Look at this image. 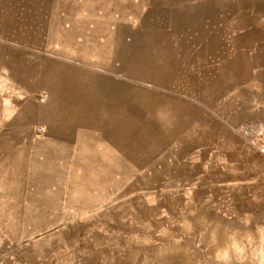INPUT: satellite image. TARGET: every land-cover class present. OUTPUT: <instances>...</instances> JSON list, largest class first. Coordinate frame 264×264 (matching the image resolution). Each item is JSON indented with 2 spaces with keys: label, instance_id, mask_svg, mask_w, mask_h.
Segmentation results:
<instances>
[{
  "label": "crops",
  "instance_id": "1",
  "mask_svg": "<svg viewBox=\"0 0 264 264\" xmlns=\"http://www.w3.org/2000/svg\"><path fill=\"white\" fill-rule=\"evenodd\" d=\"M262 77L264 0H0L1 230L50 264H215L180 237L226 222Z\"/></svg>",
  "mask_w": 264,
  "mask_h": 264
},
{
  "label": "rangeland",
  "instance_id": "2",
  "mask_svg": "<svg viewBox=\"0 0 264 264\" xmlns=\"http://www.w3.org/2000/svg\"><path fill=\"white\" fill-rule=\"evenodd\" d=\"M7 9V8H5ZM26 7H20L17 12L12 15L18 16L19 23L23 25L28 22V12ZM14 10V7L13 9ZM6 12V11H5ZM4 14V13H3ZM2 14V15H3ZM8 13H5V18ZM258 97L259 109L257 112V119L261 121V124H243L242 126L229 124L227 126L228 131L236 132L239 136L244 137L243 144L249 148H254L253 151L244 147L243 160L246 163L244 168V176H238L237 184L239 186L237 192L233 189H228L226 196L223 198V205L219 207V211L227 218L226 222H222V225L218 230L219 242L222 244L225 239L226 228H240L242 230L244 226L242 221L237 218L241 216L244 219L251 217L253 226L255 223H264V78H261L259 92L255 98ZM256 101V100H255ZM257 101V102H258ZM231 113L228 114L230 116ZM239 140V138H238ZM231 137H228V143H231ZM257 148V149H255ZM233 184V183H232ZM241 213V214H240ZM190 218L188 213L185 214ZM192 216V215H191ZM237 219V220H236ZM240 220V221H239ZM189 221V220H188ZM13 223V222H12ZM21 224L23 222H20ZM26 223V222H25ZM38 223V222H36ZM195 230H199L200 222L189 221ZM7 224V223H5ZM223 224H225L223 226ZM28 238H20L18 236L8 235L6 231L1 230L0 226V264H46L49 263L51 258H43L38 253L33 251V248L26 242ZM181 245L185 246L188 253L190 249L194 250L190 253V258L197 259L199 261H209L212 256L214 260L215 247L210 245V237L207 236H182L180 237ZM209 242V244H207ZM211 247V248H209ZM207 248L213 249L212 254H208ZM43 249V248H42ZM207 252V253H206ZM43 255V254H42ZM50 264V263H49Z\"/></svg>",
  "mask_w": 264,
  "mask_h": 264
},
{
  "label": "clouds",
  "instance_id": "3",
  "mask_svg": "<svg viewBox=\"0 0 264 264\" xmlns=\"http://www.w3.org/2000/svg\"><path fill=\"white\" fill-rule=\"evenodd\" d=\"M243 234L240 228H226L225 239L219 242V225L212 228L210 242L215 246V264H264V223L253 226L251 217L243 219ZM187 230L192 225L187 224Z\"/></svg>",
  "mask_w": 264,
  "mask_h": 264
}]
</instances>
